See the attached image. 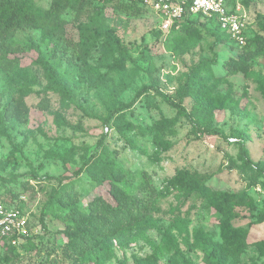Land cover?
I'll return each instance as SVG.
<instances>
[{"label": "rangeland", "instance_id": "1", "mask_svg": "<svg viewBox=\"0 0 264 264\" xmlns=\"http://www.w3.org/2000/svg\"><path fill=\"white\" fill-rule=\"evenodd\" d=\"M27 1L46 20L0 38V200L31 237L0 264H264V0H229L243 47L209 26L164 36L120 0ZM202 59L210 93L190 79ZM110 165L147 216L66 256L70 214L117 204Z\"/></svg>", "mask_w": 264, "mask_h": 264}, {"label": "trees", "instance_id": "2", "mask_svg": "<svg viewBox=\"0 0 264 264\" xmlns=\"http://www.w3.org/2000/svg\"><path fill=\"white\" fill-rule=\"evenodd\" d=\"M64 1L66 0H57L56 6L65 7ZM108 3H113L114 0H105ZM63 4V5H62ZM116 9L129 13L131 15H139L142 12V9L148 10L141 2L134 0H120L115 4H112ZM50 19V16H49ZM46 20V17L42 15L39 10H33L29 5L27 0H0V38H3L15 30L24 29L27 27H37L41 25ZM209 26V29L219 33L218 39L225 38L228 40L226 34L219 30V27L213 21L209 22H195L191 20L182 21L181 27L179 30L172 31L169 34H174L185 30L187 32L189 29L194 30V28H202ZM264 29V25L262 26ZM168 34V35H169ZM167 35V36H168ZM229 41V40H228ZM190 79L194 82H198L202 87H208L207 93L211 92V89H215L219 80L214 78L211 63L202 59L197 66H195L190 74ZM209 81H212L210 86H206ZM143 90L150 89L149 87H143ZM220 96L217 98L219 99ZM225 98H222L224 101ZM165 101L177 108L178 111H184L180 104H176L170 99L165 97ZM105 179H108L111 183V194L116 199V206H107L104 202L96 203L94 208L89 210V214H85L82 210V214L78 212H73L70 214V218L66 224V234L71 239L69 243L65 246L66 256H70L77 251H80L84 247V244L90 246V242H98L108 233H113L119 229L131 227L133 225H141L143 219L147 215L145 214L146 201L143 197L133 196L130 197L128 194L124 193L119 189V186L116 184L115 178H113L112 169L113 166H108ZM12 201H14L11 198ZM5 202L4 200H2ZM55 201L54 196L50 195L48 202L50 205ZM19 201L11 202L9 204L20 206ZM44 216L40 214V223L45 227ZM69 229V230H68ZM65 230V231H66ZM108 232V233H107ZM111 235V234H110ZM88 240H92L87 242ZM83 243V244H82ZM1 249H14V247H3ZM49 264H58L56 259H51Z\"/></svg>", "mask_w": 264, "mask_h": 264}, {"label": "built area", "instance_id": "3", "mask_svg": "<svg viewBox=\"0 0 264 264\" xmlns=\"http://www.w3.org/2000/svg\"><path fill=\"white\" fill-rule=\"evenodd\" d=\"M154 16L164 36L179 30L182 21H213L236 46L247 44L248 22L229 0H134ZM107 130V129H106ZM25 200L23 196L20 197ZM31 237L28 216L19 206L0 200V249L18 247Z\"/></svg>", "mask_w": 264, "mask_h": 264}]
</instances>
